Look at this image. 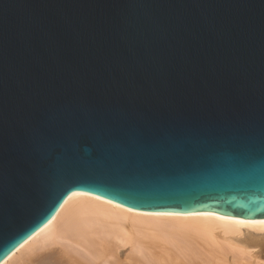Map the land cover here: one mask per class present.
Wrapping results in <instances>:
<instances>
[{"label": "water", "instance_id": "95a60500", "mask_svg": "<svg viewBox=\"0 0 264 264\" xmlns=\"http://www.w3.org/2000/svg\"><path fill=\"white\" fill-rule=\"evenodd\" d=\"M74 192L264 220V0H0V263Z\"/></svg>", "mask_w": 264, "mask_h": 264}, {"label": "bare ground", "instance_id": "6f19581e", "mask_svg": "<svg viewBox=\"0 0 264 264\" xmlns=\"http://www.w3.org/2000/svg\"><path fill=\"white\" fill-rule=\"evenodd\" d=\"M0 264H264V220L141 212L74 192Z\"/></svg>", "mask_w": 264, "mask_h": 264}, {"label": "rangeland", "instance_id": "374dc122", "mask_svg": "<svg viewBox=\"0 0 264 264\" xmlns=\"http://www.w3.org/2000/svg\"><path fill=\"white\" fill-rule=\"evenodd\" d=\"M37 253V255L36 254H33V256L31 257V259L32 260H36L35 258L37 257V256H40L41 255V253H39V251L38 252H36ZM35 255V256H34ZM35 263L37 262V260L36 261H34Z\"/></svg>", "mask_w": 264, "mask_h": 264}]
</instances>
